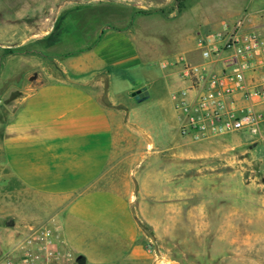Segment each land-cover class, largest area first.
<instances>
[{
    "label": "rangeland",
    "instance_id": "1",
    "mask_svg": "<svg viewBox=\"0 0 264 264\" xmlns=\"http://www.w3.org/2000/svg\"><path fill=\"white\" fill-rule=\"evenodd\" d=\"M98 4L117 12L105 21L81 18ZM235 5L261 7L264 0H0V146L22 90L61 76L66 59L84 51L97 28L128 27L137 34L135 45L150 28V58L118 69L126 80L114 82L112 91L159 80L148 86L145 101H128L130 116L147 119L154 136L176 137L179 153L165 143L141 162L119 167L126 183L130 178L139 240L161 264H264V142L247 131L193 142L178 135L174 110L161 106L162 62L189 52L201 59L197 38L221 29L231 19L226 7ZM10 181L0 175V264L13 259L30 227L12 219Z\"/></svg>",
    "mask_w": 264,
    "mask_h": 264
},
{
    "label": "crops",
    "instance_id": "2",
    "mask_svg": "<svg viewBox=\"0 0 264 264\" xmlns=\"http://www.w3.org/2000/svg\"><path fill=\"white\" fill-rule=\"evenodd\" d=\"M226 12L231 19L223 22L243 18L247 28L264 38V6H227ZM150 31H141L135 45L137 34L128 27L97 28L92 43L63 63L61 76L22 90L2 129L0 175L11 178L12 219L28 227L55 225L77 264H161L139 240L129 201L130 178L126 183L125 169L119 167L125 160L141 162L149 153L162 151L165 143L179 153L173 148L177 138L154 136L147 119L130 116L128 101L141 103L131 94L142 89L140 97L147 99L146 89L159 80L148 77L146 86L112 91L114 82L126 80L118 69L150 58ZM187 38L182 35L180 40L187 43ZM201 64L191 52L162 62L165 111L174 110L171 94L190 84L185 66ZM246 84L255 96L235 95L234 108L238 114L249 107L258 113V132L250 134L264 142L263 53L247 72ZM252 144L255 148L257 142Z\"/></svg>",
    "mask_w": 264,
    "mask_h": 264
},
{
    "label": "built area",
    "instance_id": "3",
    "mask_svg": "<svg viewBox=\"0 0 264 264\" xmlns=\"http://www.w3.org/2000/svg\"><path fill=\"white\" fill-rule=\"evenodd\" d=\"M196 44L202 64L185 66L190 84L171 94L179 135L201 142L244 130L256 134L260 116L250 107L238 114L234 97L255 96L247 90L246 74L264 54L262 35L239 18L199 36ZM16 250L7 264H77L53 224L30 226Z\"/></svg>",
    "mask_w": 264,
    "mask_h": 264
},
{
    "label": "trees",
    "instance_id": "4",
    "mask_svg": "<svg viewBox=\"0 0 264 264\" xmlns=\"http://www.w3.org/2000/svg\"><path fill=\"white\" fill-rule=\"evenodd\" d=\"M110 6L113 5L98 4L93 7L87 8V11L82 10V12H80L79 14H81V18L83 20L88 19L90 21L92 18L96 19L97 17L100 16V18L105 21L111 14H115L117 12V11H112Z\"/></svg>",
    "mask_w": 264,
    "mask_h": 264
},
{
    "label": "water",
    "instance_id": "5",
    "mask_svg": "<svg viewBox=\"0 0 264 264\" xmlns=\"http://www.w3.org/2000/svg\"><path fill=\"white\" fill-rule=\"evenodd\" d=\"M141 92H142V89H139V90L133 92L131 95H132V97H134V99L137 100L138 102H142V101H144V100L146 99V96H144V97H140Z\"/></svg>",
    "mask_w": 264,
    "mask_h": 264
}]
</instances>
